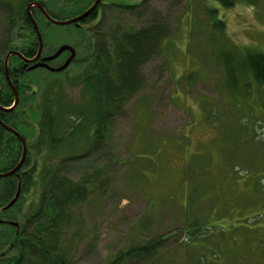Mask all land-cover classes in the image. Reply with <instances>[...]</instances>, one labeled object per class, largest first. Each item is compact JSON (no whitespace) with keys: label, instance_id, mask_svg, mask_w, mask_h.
Instances as JSON below:
<instances>
[{"label":"rangeland","instance_id":"obj_1","mask_svg":"<svg viewBox=\"0 0 264 264\" xmlns=\"http://www.w3.org/2000/svg\"><path fill=\"white\" fill-rule=\"evenodd\" d=\"M254 2L224 8L214 0H150L172 34L149 66L148 87L117 126L116 156L97 163L114 167L107 188L79 210L89 243L81 248V263L104 264L162 236L170 240L156 264H264V85L243 77L246 51L264 52V0ZM67 4L55 13L66 17L73 9ZM217 7L225 29L214 32L207 11ZM40 27L55 30L42 20ZM61 37L54 34L45 55L63 46ZM19 64L9 63L11 69ZM82 146L83 152L90 148ZM92 166H75L72 176ZM32 191L29 200L40 189ZM188 222L211 232L191 243ZM12 223L17 230L19 223Z\"/></svg>","mask_w":264,"mask_h":264},{"label":"trees","instance_id":"obj_2","mask_svg":"<svg viewBox=\"0 0 264 264\" xmlns=\"http://www.w3.org/2000/svg\"><path fill=\"white\" fill-rule=\"evenodd\" d=\"M65 1L0 0V21L5 25L0 29L1 107L8 109L14 103L6 77L7 54L14 51L29 59L39 49L28 6L39 2L52 19L63 21L80 15L95 2ZM214 1L224 8L241 1L248 6L255 3ZM59 4L73 9L65 10L66 17H60L55 13ZM31 14L40 30L44 53L48 44L55 43L57 32L62 35V45L76 50V58L60 73L41 68L28 73L22 69L21 58L10 59L20 63L13 69L8 67L19 104L10 111L0 109V121L25 140L27 155L17 173L0 179V244L8 246L0 250V259L7 258L0 264H84L79 261V253L89 243L85 217L79 210L93 195L107 188L109 171L114 166L100 167L97 163H103V159L110 162L116 156L112 141L117 126L127 117L129 104L148 87L149 66L161 56L172 26L165 16L151 9L150 0H101L87 18L65 27L51 23L36 7ZM148 15L150 20H146ZM207 15L214 32L225 29L218 19V7L209 8ZM41 20L55 30L44 33ZM15 32L21 34V46L16 45ZM55 47L48 55L53 54ZM243 66L245 81L251 77L248 80L264 85V52L247 50ZM33 74L38 76L29 79ZM73 91L78 99L72 98ZM82 145L89 146V150L83 152ZM22 155L20 139L0 124V173L13 170ZM86 162L94 166L81 177H73L72 168ZM39 167L42 168L38 170ZM36 188L40 189L38 196L34 192L29 200L27 195ZM17 194L20 196L14 205L4 210ZM12 221L19 223L17 230ZM210 229L188 222L186 234L191 243H198ZM169 240L161 236L132 245L104 264H154Z\"/></svg>","mask_w":264,"mask_h":264},{"label":"water","instance_id":"obj_3","mask_svg":"<svg viewBox=\"0 0 264 264\" xmlns=\"http://www.w3.org/2000/svg\"><path fill=\"white\" fill-rule=\"evenodd\" d=\"M101 2V0H95V2L93 3V5L91 7H89L86 11H84L83 13H81L80 15L72 18V19H68V20H61V21H58V20H54L52 19L47 11L45 10L44 6L39 3V2H33L31 3L28 8H27V14L33 24V27H34V31L36 32V35H37V38H38V43H39V51H38V54L33 58V59H26L25 57H23L20 53H17V52H14V51H11L10 53L7 54L6 58H5V65H6V77H7V82L8 84L10 85V87L12 88V91L14 93V103L12 105V107L10 108H3L0 106V109L1 110H4V111H10V110H13L17 107V105L19 104V96H18V93L13 85V83L11 82V79L9 77V70H8V67H9V61L11 59L12 56H17L19 58H21L23 60V62L25 63H35L38 61V59L40 58V56L42 55V51H43V39H42V36H41V33L39 31V28H38V25L36 23V21L34 20L32 14H31V9L33 7H36L38 8L42 14L46 17V19H48L51 23L57 25V26H61V27H65V26H70V25H73V24H77L79 22H81L82 20H84L85 18H87L95 9L96 7L99 5V3ZM70 52L71 53V56L70 58L65 62V64L59 68H51L47 63L49 62H52L53 60H56L58 59L63 53L65 52ZM75 50L73 49V47L69 46V45H63L61 46L53 55L49 56V57H46V58H43L42 59V62L40 63H37L35 64L33 67L30 68V70H35L37 68H45L47 69L48 71L50 72H55V73H60V72H63L65 71L69 66L70 64L72 63L74 57H75ZM0 91H1V84H0ZM0 124H2L8 131H10L12 134L16 135L21 143H22V147H23V155H22V158L20 160V162L18 163V165L11 171L7 172V173H0V179L1 178H6V177H9V176H12L13 174L17 173L21 167L23 166L24 162H25V158H26V155H27V145H26V142L25 140L13 129L9 128L7 125L3 124L1 121H0ZM20 194H17V196L15 197V199L8 205L7 208H5L4 210L6 209H9L10 207H12L14 205V203L18 200ZM0 223H3L2 221H0ZM13 224L14 226H18L17 224L15 223H11Z\"/></svg>","mask_w":264,"mask_h":264},{"label":"flooded vegetation","instance_id":"obj_4","mask_svg":"<svg viewBox=\"0 0 264 264\" xmlns=\"http://www.w3.org/2000/svg\"><path fill=\"white\" fill-rule=\"evenodd\" d=\"M32 10V9H31ZM40 31V30H39ZM70 46V45H69ZM72 47V46H71ZM74 49V48H73ZM75 50V49H74ZM38 51H39V49L37 50V53H36V55L38 54ZM44 51H45V49H44V47H43V51H42V55L40 56V58L38 59V61L37 62H35V63H25V62H23L22 60H21V63H22V69L23 70H25V71H29L30 70V68L31 67H33L35 64H37V63H40V62H42V59L43 58H46V57H49V56H51V55H53V54H49V55H45V53H44ZM75 52H76V50H75ZM64 54V55H63ZM58 59H56V60H53L52 62H49V63H47L51 68H59V67H61V66H63L64 64H65V62L70 58V56H71V53L68 51V52H65V53H63ZM35 55V56H36ZM34 56V57H35ZM33 57V58H34ZM33 58H29V59H33ZM75 58H76V54H75V57H74V59H73V61L75 60ZM72 61V62H73ZM72 64V63H71ZM70 64V65H71ZM41 69H44V70H46V71H48L47 69H45V68H41ZM68 69V68H67ZM66 69V70H67ZM31 71V70H30ZM1 89H2V87H1Z\"/></svg>","mask_w":264,"mask_h":264}]
</instances>
